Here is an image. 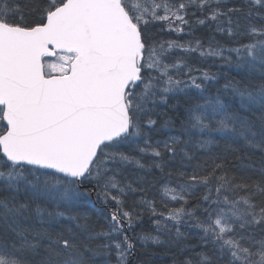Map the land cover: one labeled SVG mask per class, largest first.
Masks as SVG:
<instances>
[{"label": "snow or ice", "instance_id": "obj_1", "mask_svg": "<svg viewBox=\"0 0 264 264\" xmlns=\"http://www.w3.org/2000/svg\"><path fill=\"white\" fill-rule=\"evenodd\" d=\"M217 60L240 80L213 89ZM257 151L264 0H0V264H130L149 242L173 264H264ZM81 188L110 206L98 230Z\"/></svg>", "mask_w": 264, "mask_h": 264}, {"label": "trees", "instance_id": "obj_2", "mask_svg": "<svg viewBox=\"0 0 264 264\" xmlns=\"http://www.w3.org/2000/svg\"><path fill=\"white\" fill-rule=\"evenodd\" d=\"M241 23L243 25L244 21H242ZM194 35L196 37L204 39L205 41L208 37L215 35L216 39L221 44L225 46H233L232 42L229 40L228 37L223 36L219 33H214L213 31L204 28L203 26L198 27L195 30ZM164 38L175 39L176 37L175 34H173L172 36H165ZM189 38L190 37L188 36L183 37V39L185 40ZM211 71L218 73L220 77L219 84H215L213 86V89L217 87L222 88L225 83H227L229 80H232L233 78H235L236 80H240L241 78V74L238 73L236 68L228 67L227 65H224L222 61L219 60H217L216 63L213 65ZM233 147L237 148L239 147V145H233ZM222 149L223 144L221 148L215 150L222 151ZM248 154L250 155L251 159L249 161L247 158H245V164L252 163L257 169H259L261 166H264V161H262V154L260 152H249ZM237 155H240V153H237ZM231 162L237 164L239 163V161H236L234 159H232ZM139 175H144L145 179L149 182L160 179L158 170H151L150 175H146L144 173H139ZM172 179L175 180V176H173ZM158 189V184L151 186L148 198L156 196ZM81 192L83 193V195L80 197L79 203L75 211L82 217L81 223L85 222L83 218L86 217V222L93 226H96L98 230L100 225L106 223V221L104 220V216L105 213L109 211L110 206L105 205L104 202L97 197L96 192L94 190L85 191L84 188H81ZM90 193H93V197L90 196ZM134 198L138 199L139 194ZM129 202L131 203V199L129 200ZM152 227L153 225L150 219L147 215H145L142 222L137 224L134 235H142L144 232L151 231ZM196 231V229H191L193 235L190 238L189 243L196 242ZM175 252V247L168 244L156 245L149 242L147 244L141 245L138 243L136 253L131 258L130 264H173L172 257ZM103 259V257H96L94 259V264H102Z\"/></svg>", "mask_w": 264, "mask_h": 264}, {"label": "bare ground", "instance_id": "obj_3", "mask_svg": "<svg viewBox=\"0 0 264 264\" xmlns=\"http://www.w3.org/2000/svg\"><path fill=\"white\" fill-rule=\"evenodd\" d=\"M90 196L93 197V193H90Z\"/></svg>", "mask_w": 264, "mask_h": 264}]
</instances>
